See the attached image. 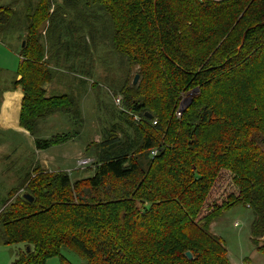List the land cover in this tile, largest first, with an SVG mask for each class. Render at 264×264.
<instances>
[{
	"label": "trees",
	"instance_id": "16d2710c",
	"mask_svg": "<svg viewBox=\"0 0 264 264\" xmlns=\"http://www.w3.org/2000/svg\"><path fill=\"white\" fill-rule=\"evenodd\" d=\"M40 1L28 7L44 9L48 36L0 5V38L24 42L12 85L22 90L19 124L34 148L69 138L36 133L57 112L80 119L77 95L96 81L98 50L102 82L123 97L115 111L126 129L104 133L85 183L37 164L23 192L1 201L0 244L25 247L14 264L51 256L71 264L62 249L84 264H230L209 226L238 204L251 209L253 242L264 253V0ZM52 41L57 52L44 51ZM117 68L123 79L110 77ZM57 71L63 89L54 92L43 84Z\"/></svg>",
	"mask_w": 264,
	"mask_h": 264
},
{
	"label": "rangeland",
	"instance_id": "374dc122",
	"mask_svg": "<svg viewBox=\"0 0 264 264\" xmlns=\"http://www.w3.org/2000/svg\"><path fill=\"white\" fill-rule=\"evenodd\" d=\"M48 1L41 0L40 5L47 7ZM79 1L80 6L85 2L83 0ZM30 2L35 3L36 0H0V5L11 8L13 12L15 11V14H13L15 23H23L24 17L29 15L30 24L37 21L36 30L41 35L48 36L50 21L43 16L44 9L36 11L33 8L30 11L28 7ZM60 2L58 1V3ZM61 5L62 3L57 4L58 7H61ZM95 5L100 7L99 5L102 4L95 2ZM52 9L53 7L51 6L49 11L51 12ZM0 14L7 16L4 9L0 10ZM71 14L69 13L70 16ZM82 14L91 16V13L88 14L87 12H82ZM16 35L18 36L17 43L21 44L23 42L22 37H19L18 34ZM48 46H50L49 52L52 53L57 52V49H59V47L54 45L53 41L48 45L43 42L44 51H47ZM103 50H98L99 53H102L100 60L103 66L100 62L96 64V81L89 80L88 86L77 95L81 113L80 119L72 118L66 113L57 112L52 116H48L47 120L37 130L39 133L37 132L36 134L40 137H49L55 133H67L66 135L69 138L65 140L66 144L60 147L59 144L55 143L51 146V150L43 152V155H40L41 152H36L38 150L35 151L34 147L30 151V146L24 139L23 144L14 153H9L8 157L7 155H0V206L3 199L7 197L14 198L17 194L23 192L22 189H18L17 191V188L23 184L24 177L26 176L25 173L29 172L32 166L37 164L52 172L64 170L70 174L72 181L87 178L94 171V161L96 160L95 146L101 140L104 133L121 127L120 125L126 129L125 124L122 122L126 117L117 116L115 111L121 108L120 96L122 97V95L113 89L107 88L102 82L107 65L105 61V49ZM44 61L48 67L55 68L53 60L47 58V53ZM109 75L115 80L125 77L120 68L111 71ZM58 79L59 74L57 71L53 76V82H45L43 86L46 89L52 87L50 89L54 92L61 91L63 87L58 85ZM189 93V95L184 97L177 112L183 110L196 91L193 90ZM129 131L132 133V129H129ZM32 137L34 139V136ZM27 140L30 141V138H27ZM32 146H34V142ZM87 159L89 160L88 163L84 165L80 164L81 160ZM81 182L85 183L83 180ZM251 221V209L238 204L223 211L218 218H215L210 223V231L219 236L224 242L228 251L230 264H264V253L258 251L253 242ZM262 239H264V236ZM24 248L23 243L15 245L0 244V264H14L18 253L23 252ZM61 254L71 264H84L81 254L74 249H62ZM61 263L62 259L59 256H51L47 259V264Z\"/></svg>",
	"mask_w": 264,
	"mask_h": 264
},
{
	"label": "crops",
	"instance_id": "0c3cea01",
	"mask_svg": "<svg viewBox=\"0 0 264 264\" xmlns=\"http://www.w3.org/2000/svg\"><path fill=\"white\" fill-rule=\"evenodd\" d=\"M17 40L16 34L6 35L4 40L0 38V155L7 157L23 144L24 139L28 142L30 151L34 147L33 137L19 124L22 90L19 85H12L14 79H19L17 73L20 64V43L18 44ZM27 138H30V141ZM65 144L66 142H62L59 146ZM50 148L35 151L43 155V152L51 150Z\"/></svg>",
	"mask_w": 264,
	"mask_h": 264
},
{
	"label": "water",
	"instance_id": "95a60500",
	"mask_svg": "<svg viewBox=\"0 0 264 264\" xmlns=\"http://www.w3.org/2000/svg\"><path fill=\"white\" fill-rule=\"evenodd\" d=\"M21 44H23V42H22ZM137 77H138L137 75L134 76V79H133V81H132L133 83L136 82ZM147 116L150 117L149 114H147ZM24 197H25L26 199H28V200H32V197H31L29 194H27V193L24 194ZM26 249L28 250L29 248L27 247ZM186 255H187L188 258H191V257H192V255H191V253H190L189 251L186 252Z\"/></svg>",
	"mask_w": 264,
	"mask_h": 264
},
{
	"label": "built area",
	"instance_id": "2783aa9c",
	"mask_svg": "<svg viewBox=\"0 0 264 264\" xmlns=\"http://www.w3.org/2000/svg\"><path fill=\"white\" fill-rule=\"evenodd\" d=\"M117 100H118V99H117ZM179 114H180V111L177 112V115H179ZM152 153H153V152H152ZM88 161H89L88 159H87V160H81V161H80V164H83V165H84V164L88 163Z\"/></svg>",
	"mask_w": 264,
	"mask_h": 264
}]
</instances>
